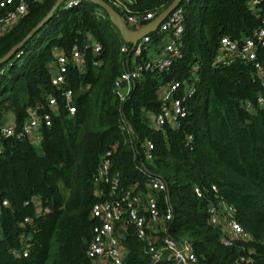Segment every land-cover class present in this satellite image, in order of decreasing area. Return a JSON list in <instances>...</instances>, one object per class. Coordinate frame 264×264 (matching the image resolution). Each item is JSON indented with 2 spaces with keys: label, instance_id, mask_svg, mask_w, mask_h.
Instances as JSON below:
<instances>
[{
  "label": "trees",
  "instance_id": "obj_1",
  "mask_svg": "<svg viewBox=\"0 0 264 264\" xmlns=\"http://www.w3.org/2000/svg\"><path fill=\"white\" fill-rule=\"evenodd\" d=\"M25 1V14L0 36V58L59 2ZM106 1L124 16L112 0ZM172 1L136 0L131 9L166 8ZM182 3L186 10L183 56L169 71H146L125 102L115 95L114 82L127 68L132 45L125 42L105 9L90 0L73 6L62 0L25 44L0 64V69L5 67L0 75V124L13 119L21 129L33 110L41 116L49 111V96H55L59 104L52 124L43 127L39 144L2 140L0 200L8 204H0V264H92L87 256L96 224L91 212L99 200L94 174L101 156L110 149L112 169L121 175L122 187L148 194L153 191L148 186L151 176L166 180L168 192L153 193L163 211L172 206L173 217L165 232L159 227L154 233L157 238H189L198 264H229L251 249H255L253 260L244 264H264V102L259 103L260 97L264 100V88L253 62L215 63L222 37L242 41L252 35L264 16V0L259 13L250 7V0ZM151 37L146 59H153L151 51L161 53L165 34L156 31ZM91 38L102 44L99 54L88 46ZM75 45L84 53L85 67L81 72L69 65L64 88L72 90L73 98L67 103L62 90L52 84L50 64L57 54L70 55ZM123 45L128 51L122 50ZM193 64L198 65L195 72ZM190 78L196 92L188 101L189 114L182 126H153L151 116L161 106L160 87ZM68 104L75 106L74 114L69 113ZM188 134L194 136L192 149L186 142ZM146 138L155 144L151 160L143 146ZM197 185L205 196L197 195ZM213 185L236 208L239 222L252 234L249 242L225 245L221 229L208 222ZM33 197L40 198L45 214L37 213ZM26 217L30 223L24 221ZM119 232L128 249L124 264H156L133 225L124 222ZM24 238L30 245L27 256L22 251Z\"/></svg>",
  "mask_w": 264,
  "mask_h": 264
},
{
  "label": "built area",
  "instance_id": "obj_2",
  "mask_svg": "<svg viewBox=\"0 0 264 264\" xmlns=\"http://www.w3.org/2000/svg\"><path fill=\"white\" fill-rule=\"evenodd\" d=\"M81 0H66L68 6L76 5ZM123 13L124 20L131 29H137L147 24L157 17L165 8L158 7L145 12H135L131 6L136 0H112ZM183 2V1H182ZM176 6L169 15L161 22L158 29L165 34L160 55L155 59H146L145 50L152 42L151 33L141 38L133 49L132 58L127 63V68L114 82V93L120 102H125L133 88L136 80L140 79L146 71L157 70L166 72L171 69L176 59L183 56L182 36L185 31L186 10L183 3ZM261 0H250V7L255 12H260L259 4ZM14 5V7H12ZM27 4L25 0L15 4V0H0V36L4 35L18 20L25 14ZM155 31V32H156ZM153 33V32H152ZM131 44V43H130ZM132 45V44H131ZM88 46L93 52L99 54L102 51V44L95 38H91ZM123 51H128V46H122ZM22 52L17 54L20 57ZM239 61H250L254 63L256 76L264 88V16L261 17L252 35L245 37L242 41L224 36L220 42V50L215 63L231 65ZM100 64L99 60L94 61ZM73 64L81 72L84 71L85 57L79 45H75L70 55L65 53L57 54L50 64L52 84L62 90V95L67 103L72 101L73 92L64 88L67 83V73L69 65ZM198 69L197 64H193L192 70ZM5 72V67L0 69V75ZM197 76H195L196 78ZM196 92V85L193 79L174 80L164 84L159 89V99L161 106L158 112L151 116V123L156 128L170 126L178 129L182 126L183 120L189 114L188 101ZM49 111L42 116L32 111L31 117L18 129L14 120L10 119L0 124V153L3 152L2 140L6 138L27 139L33 144H39L43 139V127L52 124L53 115L58 114L59 104L55 96L48 98ZM262 97L259 103L263 104ZM249 109H253L251 102L247 103ZM70 114L76 112L74 105L68 104ZM128 131L134 135L132 126L127 122ZM125 125V126H126ZM194 136L188 134L187 145L193 148ZM146 147V158L153 159L152 149L155 147L154 141L146 138L143 141ZM113 150H107L101 156L97 170L94 174L96 194L99 200L92 207L91 216L96 220L92 230V237L89 241L87 256L92 264H124L128 249L124 246L123 233L119 232V227L125 222L135 227L139 239L145 241L146 251L152 261L156 264H198V257L189 238L176 239L170 235H163L160 238L155 236L158 228L161 231L167 230V222L172 220V206L168 205L163 211L156 195L153 191L168 192L166 180L159 175H153L149 179L148 186L152 193L145 194L141 190L134 188H124L121 184V175L113 171ZM214 191L213 199L210 198L207 212L208 222L221 229L222 242L225 245H232L233 241L249 242L252 234L238 220L236 208L233 204L220 197L216 185L212 186ZM195 192L199 197L205 196L201 186L195 187ZM38 214H45L39 197H33ZM7 205V200H0V204ZM28 203V202H27ZM31 222L30 217L24 220ZM150 229L152 230L150 233ZM23 255L30 253V245L22 239ZM255 249H251L248 254L230 262L229 264H244L252 261ZM17 253V252H16Z\"/></svg>",
  "mask_w": 264,
  "mask_h": 264
},
{
  "label": "water",
  "instance_id": "obj_3",
  "mask_svg": "<svg viewBox=\"0 0 264 264\" xmlns=\"http://www.w3.org/2000/svg\"><path fill=\"white\" fill-rule=\"evenodd\" d=\"M90 1L94 2L95 4L105 9L111 21L118 27L125 42L132 44V48H131V52H132L137 42L145 35L155 32L158 29L161 22L169 15V13L176 6L181 4L183 0H173L157 17H155L153 20H151L147 24L137 29H131L127 25L126 21L121 16V14L114 8V6H112L106 0H90ZM61 2L62 0H59V2L48 13V15H46L43 18V20L39 22V24L35 26L21 42L15 45L7 54H5L0 58V64L8 61L17 52V50L20 49L25 44V42L54 14L55 10L57 9V7L60 5ZM131 52L129 53V56L131 55ZM129 56H128V61H129Z\"/></svg>",
  "mask_w": 264,
  "mask_h": 264
},
{
  "label": "crops",
  "instance_id": "obj_4",
  "mask_svg": "<svg viewBox=\"0 0 264 264\" xmlns=\"http://www.w3.org/2000/svg\"><path fill=\"white\" fill-rule=\"evenodd\" d=\"M149 54H150V57L153 59L157 58L160 55L159 53L153 52V51H151Z\"/></svg>",
  "mask_w": 264,
  "mask_h": 264
}]
</instances>
